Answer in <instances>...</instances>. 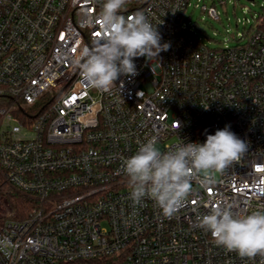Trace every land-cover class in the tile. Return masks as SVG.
I'll return each instance as SVG.
<instances>
[{"label": "built area", "instance_id": "2783aa9c", "mask_svg": "<svg viewBox=\"0 0 264 264\" xmlns=\"http://www.w3.org/2000/svg\"><path fill=\"white\" fill-rule=\"evenodd\" d=\"M103 2L0 0V176L30 200L16 217L0 195V264H262L217 246L197 217L219 203L264 212V14L244 43L210 48L191 0H127L118 14L142 12L170 47L103 92L74 64L102 36ZM226 125L248 151L214 184L194 180L170 218L133 203L123 160L141 144L164 152Z\"/></svg>", "mask_w": 264, "mask_h": 264}, {"label": "clouds", "instance_id": "9594fccd", "mask_svg": "<svg viewBox=\"0 0 264 264\" xmlns=\"http://www.w3.org/2000/svg\"><path fill=\"white\" fill-rule=\"evenodd\" d=\"M127 0H104L98 22L102 32L91 47L84 46L74 60L82 81L90 87L109 92L120 76L138 74L135 58L158 59L169 50L161 43L157 26L142 12L125 17L119 11ZM156 138L141 144L123 160V171L131 187L130 198L139 205L145 198L154 201L165 217L183 208L193 192V181L207 188L248 151V144L230 126L208 134L204 143H180L161 152ZM234 205L219 203L207 214L197 217V226L211 234L217 246L235 251L239 257L262 258L264 264V212L238 214ZM6 241L0 244L6 246Z\"/></svg>", "mask_w": 264, "mask_h": 264}, {"label": "rangeland", "instance_id": "374dc122", "mask_svg": "<svg viewBox=\"0 0 264 264\" xmlns=\"http://www.w3.org/2000/svg\"><path fill=\"white\" fill-rule=\"evenodd\" d=\"M191 0L185 16L192 31L210 48H222L244 43L245 34L256 22L259 14H264V0ZM214 6L218 18H214L202 10ZM5 193L6 188L0 176V186ZM14 191V190H13ZM0 193L3 201L10 205L6 195ZM2 209V208H1Z\"/></svg>", "mask_w": 264, "mask_h": 264}, {"label": "trees", "instance_id": "16d2710c", "mask_svg": "<svg viewBox=\"0 0 264 264\" xmlns=\"http://www.w3.org/2000/svg\"><path fill=\"white\" fill-rule=\"evenodd\" d=\"M4 185L0 186V193H4L3 187ZM10 203L11 209L14 211V214L16 217L23 215V209L26 208V206L30 205V200L26 198L25 196H22L21 194L13 191L12 189L6 188V191L4 193Z\"/></svg>", "mask_w": 264, "mask_h": 264}, {"label": "snow or ice", "instance_id": "6c2138e0", "mask_svg": "<svg viewBox=\"0 0 264 264\" xmlns=\"http://www.w3.org/2000/svg\"><path fill=\"white\" fill-rule=\"evenodd\" d=\"M96 35H97V36H99V35H100V33H99V32H97V33H96Z\"/></svg>", "mask_w": 264, "mask_h": 264}]
</instances>
